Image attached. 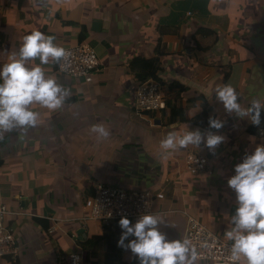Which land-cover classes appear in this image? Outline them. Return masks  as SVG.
Here are the masks:
<instances>
[{
    "label": "crops",
    "instance_id": "1",
    "mask_svg": "<svg viewBox=\"0 0 264 264\" xmlns=\"http://www.w3.org/2000/svg\"><path fill=\"white\" fill-rule=\"evenodd\" d=\"M35 30L64 49L90 43L101 66L75 80L50 59L42 68L69 90L63 106L33 105L40 113L35 127L0 132V191L20 213L7 219L19 253L0 264H65L71 255L82 264H131L136 258L117 247L121 230L83 248L103 234L102 223L83 220L99 183L162 193L153 214L169 240L184 238L187 214L229 241L236 205L227 180L261 144L264 127L227 113L215 90L230 84L242 107L264 105V0H0V65ZM154 60L167 108L137 115L135 93ZM204 113L223 127L195 124ZM96 124L109 130L107 139L90 131ZM196 129L226 139L214 151L201 144L163 155L168 132ZM189 154L207 158V173L188 171Z\"/></svg>",
    "mask_w": 264,
    "mask_h": 264
},
{
    "label": "clouds",
    "instance_id": "2",
    "mask_svg": "<svg viewBox=\"0 0 264 264\" xmlns=\"http://www.w3.org/2000/svg\"><path fill=\"white\" fill-rule=\"evenodd\" d=\"M67 56L68 52L55 43L54 36L35 30L23 37L19 48L10 54L9 62L0 65V132L35 127L40 113L32 110L33 105L49 110L63 106L69 90L55 77L46 76L42 65L48 64L50 59L62 61ZM36 60L38 64L28 66L29 61ZM215 97L227 113L247 118L254 126L261 124L264 105L259 100L242 107L236 89L230 84L218 86ZM200 110L201 107H197L194 115ZM208 126L218 131L223 121L210 117ZM90 131L97 139H107L110 135L102 124L93 125ZM225 139L217 132L202 133L199 129L188 130L182 135L170 131L160 147L166 157L189 145L200 147L203 144L214 151ZM227 185L235 194L236 205L231 214L232 227L225 231L231 241L228 260L230 264L241 261L243 264H264V144L257 145L250 154L245 153L242 161L234 166V175L227 180ZM164 223L150 212L139 215L135 222L121 216L117 247L129 251L138 264H194L198 254L190 241L169 240L160 230Z\"/></svg>",
    "mask_w": 264,
    "mask_h": 264
},
{
    "label": "built area",
    "instance_id": "3",
    "mask_svg": "<svg viewBox=\"0 0 264 264\" xmlns=\"http://www.w3.org/2000/svg\"><path fill=\"white\" fill-rule=\"evenodd\" d=\"M190 15V13H189ZM68 56L60 61L59 72L75 80L89 77L100 68V60L96 49L88 42H81L66 48ZM167 108V100L163 85L155 78L140 83L135 93V111L137 115L151 112H162ZM259 137L264 144V129L259 130ZM188 171L194 175H202L208 171V160L205 157L189 154L186 158ZM164 199L162 193L152 191L130 192L119 186L97 184L93 197L84 206L89 216L83 220L97 221L102 224L118 223L121 216L135 222L139 215L153 214L154 200ZM20 213L10 209L4 202L0 191V258L16 257L19 253L17 239L7 224L10 216ZM110 214V215H109ZM187 227L183 239L190 241V246L197 252L194 263L230 264L231 242L222 239L209 230L199 220L185 214ZM78 258V259H76ZM65 264H82L80 255H71Z\"/></svg>",
    "mask_w": 264,
    "mask_h": 264
},
{
    "label": "trees",
    "instance_id": "4",
    "mask_svg": "<svg viewBox=\"0 0 264 264\" xmlns=\"http://www.w3.org/2000/svg\"><path fill=\"white\" fill-rule=\"evenodd\" d=\"M84 38V37H83ZM83 42V41H82ZM151 63V64H150ZM157 66V62L154 61H149L147 62V67H149L151 69V73L147 74L146 76H144L141 81H147L150 78H155L158 80L157 77V71L159 70ZM208 120H209V115L207 113L201 114L199 116H197V118L194 119L195 124L201 125V126H207L208 125ZM258 127H264V112L261 113V124L259 126H254L253 125V129H256ZM120 227L118 223H114V224H103V234L97 237H93L90 240L86 241L83 244V248L87 249L89 248L94 242L96 241H100L103 240L104 238H106L109 234H111L114 231H120ZM120 264H127L121 261L120 258ZM131 264H138V261L135 259Z\"/></svg>",
    "mask_w": 264,
    "mask_h": 264
},
{
    "label": "water",
    "instance_id": "5",
    "mask_svg": "<svg viewBox=\"0 0 264 264\" xmlns=\"http://www.w3.org/2000/svg\"><path fill=\"white\" fill-rule=\"evenodd\" d=\"M93 30L94 31H100L101 30V23L99 21H96L93 23Z\"/></svg>",
    "mask_w": 264,
    "mask_h": 264
},
{
    "label": "rangeland",
    "instance_id": "6",
    "mask_svg": "<svg viewBox=\"0 0 264 264\" xmlns=\"http://www.w3.org/2000/svg\"><path fill=\"white\" fill-rule=\"evenodd\" d=\"M125 255H126V256L128 255V251H125Z\"/></svg>",
    "mask_w": 264,
    "mask_h": 264
}]
</instances>
